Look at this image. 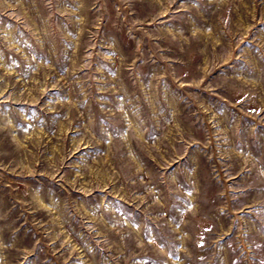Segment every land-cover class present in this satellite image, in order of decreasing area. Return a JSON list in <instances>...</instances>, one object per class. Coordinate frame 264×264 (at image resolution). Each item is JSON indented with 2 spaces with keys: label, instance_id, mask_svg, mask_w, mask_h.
Masks as SVG:
<instances>
[{
  "label": "rangeland",
  "instance_id": "374dc122",
  "mask_svg": "<svg viewBox=\"0 0 264 264\" xmlns=\"http://www.w3.org/2000/svg\"><path fill=\"white\" fill-rule=\"evenodd\" d=\"M0 264H264V0H0Z\"/></svg>",
  "mask_w": 264,
  "mask_h": 264
}]
</instances>
